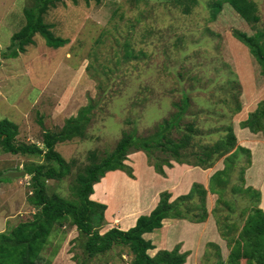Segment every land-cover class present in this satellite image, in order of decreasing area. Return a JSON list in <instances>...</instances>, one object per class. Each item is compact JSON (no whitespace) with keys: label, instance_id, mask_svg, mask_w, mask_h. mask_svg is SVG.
Masks as SVG:
<instances>
[{"label":"rangeland","instance_id":"obj_1","mask_svg":"<svg viewBox=\"0 0 264 264\" xmlns=\"http://www.w3.org/2000/svg\"><path fill=\"white\" fill-rule=\"evenodd\" d=\"M212 1L197 0L191 12L184 13L183 5L177 0H147L138 4L130 0H103L98 4L64 0L48 11L45 20L53 24L56 35L69 41L55 48L48 45L38 32L34 43L27 46L25 52L9 56L8 53L17 47L13 44V35L26 22L24 9L32 6L35 0H0V120L9 119L18 125L17 141L42 146L43 127L57 130L64 125L66 118L75 116L91 99L97 103L87 130L89 137L57 145V150L72 164L70 174L63 180L48 182L51 191L76 200L71 186L76 183L78 173L90 162V150L106 154L115 147L122 130L131 126H137L140 134H148L174 111L172 102L178 101L184 93L191 98L187 119H195L199 116L195 115L196 112L202 109L212 115L201 114L202 127L205 119L224 116L220 113L214 116L211 110L224 107L228 114L225 120L235 125L238 119L247 114L246 120L257 108L264 99V75L249 48L233 36L234 29L252 34L256 27L249 25L227 3L213 19ZM254 1L261 15L256 26L264 29V0ZM126 42L134 52L129 60L125 58ZM239 82L242 85L241 109L234 112L235 99L231 96L235 92L240 96ZM148 85L155 86L151 94L144 88ZM144 94L148 95L145 103ZM224 99L230 101L226 103ZM40 120L43 123L40 124ZM203 129L205 141L212 142L222 134L221 131L207 134L209 128ZM243 158L233 174V181L237 180V183L241 182L242 176L245 179V173L241 178L238 173ZM32 161L43 162V157L15 155L0 146L1 175L24 169V165ZM126 164L133 167L135 178L137 175L136 190L165 191L170 181L164 179L168 177L179 182L180 187L178 191L173 190L170 200L188 193L194 182L203 183L201 180L206 179L195 175L197 171H190L192 166L187 165L189 167L184 171L177 165L180 163L172 167L164 165V172L160 173L144 151L130 154ZM215 167L222 168L223 160L217 161ZM118 173L129 176L122 170L108 171L103 181L95 184L94 200L110 176H119ZM29 179L30 175L26 174L1 181L0 233L32 219L35 210L28 201ZM203 184L208 187L209 181ZM216 198L214 194L208 196L211 216ZM236 198L234 214L238 217L248 199L242 195ZM118 204L121 203L114 200L106 204L102 232L110 227L113 213L120 208ZM191 228L178 227L172 233L175 239L181 235L186 238L189 249L192 247L195 251L186 264H220L217 263L220 258L218 260L212 254L215 249L209 246L210 242L220 241L225 251L223 256H226L227 247L219 235L215 219L211 217L202 227L204 234L197 235ZM81 239L77 228L70 225L59 227L41 253L43 261L51 258L53 264H78L74 255L78 254L81 259L84 256ZM153 251L151 249L149 253L154 255L156 252ZM203 252L210 253L211 258L206 260L204 257V261ZM129 261L127 250L115 246L107 255L90 264H129Z\"/></svg>","mask_w":264,"mask_h":264},{"label":"trees","instance_id":"obj_2","mask_svg":"<svg viewBox=\"0 0 264 264\" xmlns=\"http://www.w3.org/2000/svg\"><path fill=\"white\" fill-rule=\"evenodd\" d=\"M92 1L98 4L103 0H86L88 4ZM130 1L138 4L147 0ZM177 1L183 5L184 13L191 12L192 6L197 3V0ZM62 3L64 0H35L32 6L26 7L25 25L13 35V44L17 47L8 53L9 56L10 54L16 56L19 51L25 52L27 46L34 43V37L38 32L52 47L57 48L67 43L69 40L56 35L53 24L45 20L48 11ZM226 3L249 25L256 27L252 34L234 29L233 36L249 48L260 64L261 74L264 75V29L256 26L261 20L258 4L254 0H214L211 4L213 19ZM124 47L125 58L129 60L134 56V52L129 48V42H126ZM239 85L240 96H236V92L231 96L235 99L234 112L241 109V82ZM144 88L151 94L155 86L148 85ZM147 97L148 95L144 94V103ZM224 101L227 103L230 99ZM172 104L174 111L163 118L148 134H140L137 126H131L122 130L115 147L106 154L100 155L96 149L90 150L88 154L90 162L78 173L76 183L71 186L76 200L67 199L51 191L48 182L61 181L70 174L72 163L66 161L56 147L59 143L89 137L87 130L97 107L94 99L81 107L75 116L66 118L61 128L49 130L42 126V146L33 142H18V125L9 119L0 120V146L5 152L43 157V162L32 161L24 165L26 174L30 175L28 201L35 212L32 219L22 221L0 233V264H53L51 258L43 261L41 253L48 245L53 232L66 225L77 228L82 238L84 256L81 259L78 254L74 255L78 264L98 261L115 246L127 250L129 264H185L190 253L189 250H182V243L176 244L172 249H159L151 255L149 250L154 249L155 245L151 239L145 238L144 234L162 228L166 218L188 220L192 223L206 222L210 216L209 193L217 195L211 213L220 235L230 249L227 259L222 260L220 247L213 242L209 243V246L215 248L212 254L217 256L218 260L220 258L217 263L264 264V210L260 207L261 192L250 186L245 188V179L242 176L252 162L250 149L238 144L233 124L225 120L228 114L224 107L211 110L214 116L219 113L224 116L211 119L212 121L210 118L204 120L203 127L209 128L207 134L215 131L222 133L218 139L210 142L203 140L205 131L200 124L201 114L205 113L206 109L197 111L195 115L199 116L195 119H187L191 98L185 93ZM205 114L207 117L212 116ZM214 121L215 123H212ZM219 124L221 125L218 126ZM240 125L264 136V99ZM138 151H144L152 166L160 173L164 172V165L172 167L175 163L208 169L222 159L224 167L212 174L208 187L203 183L194 182L188 193L177 196L174 200H170V191H162L156 207L148 214H141L134 226L127 230L113 226L102 232L107 205L91 198L94 186L112 170H122L134 178L133 167L127 165L126 160L130 154ZM242 158L244 162L238 173L243 180L241 178V182L237 183V180L233 181V174ZM1 173L0 183L3 179H9L1 177ZM238 195L246 197L248 202L237 217L234 213ZM205 257L209 260L211 255L205 253Z\"/></svg>","mask_w":264,"mask_h":264},{"label":"crops","instance_id":"obj_3","mask_svg":"<svg viewBox=\"0 0 264 264\" xmlns=\"http://www.w3.org/2000/svg\"><path fill=\"white\" fill-rule=\"evenodd\" d=\"M246 116L247 114L244 117L246 118ZM244 117L243 119H238L235 125L233 124L234 131L238 138V143L244 147L249 148L252 153L251 165L247 168L245 172L244 187L246 188L250 186L253 189L261 192L260 207L264 210V136L261 133H253L248 128L241 127L240 123L245 120ZM177 165L179 167H182L184 171L186 167L188 168L190 166V165L187 166L188 164H180V165L177 164ZM214 167L215 165L211 168L203 169L198 166H192L189 169L190 171L192 169L194 171H197L195 175H198L201 177L204 176V178H206L204 180H201V182L205 183L207 181L208 183L212 174L216 170L221 169L219 167H215V168ZM223 167H224V163H223ZM136 179H137V175H136V178L125 176L122 174H119V176L112 175L110 176V179L106 183V185L105 186L103 185L100 191L98 192L96 196L97 199L95 198L96 201H99V202H102L108 205L110 204L111 200L121 203L120 205L118 204V206L120 207L118 210H116L118 212L113 213L110 219V227H108L107 229L113 226H116L120 229L127 230L130 227L135 225L137 218L141 214L150 213L158 204L159 192L163 191V189L159 190L156 193H154V190H150L147 192L146 189L144 188H140L136 190L135 189L136 188L135 184L137 183ZM111 180L113 181V183L111 182ZM164 180L170 181V183L164 188V190H169L171 193L174 192L173 191L174 189L178 191V187H180V185H178L179 182L173 181V179L172 178L170 179L169 177L168 179L165 178ZM191 180H193V178H191ZM102 181L103 179L96 184H99ZM94 192L97 193L95 190ZM93 194L91 195L92 199L95 196ZM157 195H158V199H157ZM211 195L212 193L208 194L209 197ZM211 217L212 216L210 214L209 218L204 223H192L187 220L166 218L163 221L162 228L155 230L153 232H150V233H145L144 237L147 239H151L152 243L155 245V248L153 251L154 253L157 252L159 249H172L175 247L176 244L182 243V250H189V253H190V255L188 256V260H189V258L192 255H195V251H193L192 247H190L191 249H189V245H188L189 242L186 238H184L181 235L179 237L177 236L178 239H175L172 233H174L176 231V228L178 227H184V228L188 227L189 228L192 226L191 229L194 230L197 235L204 234L203 228L207 225ZM113 220L115 223L113 222ZM194 226H198L200 231H198L199 229L195 230L196 227ZM199 239H201V236L199 237ZM223 240L225 241V245L227 247V254L225 257L223 256L225 251H224V248L222 247V243L220 241H217L216 243L213 242V243H215L218 247H220L219 249L223 257V260H226L230 249L227 245L226 240L225 239ZM150 254L152 255V253ZM202 257L204 260L205 256L202 255Z\"/></svg>","mask_w":264,"mask_h":264},{"label":"water","instance_id":"obj_4","mask_svg":"<svg viewBox=\"0 0 264 264\" xmlns=\"http://www.w3.org/2000/svg\"><path fill=\"white\" fill-rule=\"evenodd\" d=\"M26 175V171L24 169L21 170H11L1 175V177H9V178H18L24 177Z\"/></svg>","mask_w":264,"mask_h":264},{"label":"clouds","instance_id":"obj_5","mask_svg":"<svg viewBox=\"0 0 264 264\" xmlns=\"http://www.w3.org/2000/svg\"><path fill=\"white\" fill-rule=\"evenodd\" d=\"M238 139V138H237ZM239 144V143H238ZM239 145H241V144H239ZM242 146V145H241ZM244 147V146H243ZM245 148H247V147H245ZM249 149V148H248ZM251 151V150H250ZM135 153V152H134ZM251 160H252V153H251ZM246 172V171H245ZM221 236V235H220ZM222 237V236H221ZM221 259L223 260V257H222V255H221Z\"/></svg>","mask_w":264,"mask_h":264}]
</instances>
